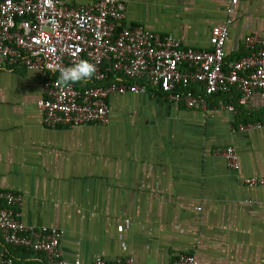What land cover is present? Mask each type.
I'll return each mask as SVG.
<instances>
[{"label":"crops","instance_id":"crops-1","mask_svg":"<svg viewBox=\"0 0 264 264\" xmlns=\"http://www.w3.org/2000/svg\"><path fill=\"white\" fill-rule=\"evenodd\" d=\"M94 1L66 0L73 7ZM122 1L125 25L210 50L211 30L224 23L230 0ZM236 10L228 60L248 54L241 46L246 36L264 35V0H241ZM42 97L36 72H0V190L23 196L24 224L63 231L67 260L134 256L142 264H170L194 252L199 264H264V188L240 181L264 177L263 92L247 103L236 90L217 95L208 113L161 97L115 95L108 126L58 129L43 125ZM224 101L236 113L221 109ZM231 145L239 173L215 154ZM40 255L18 257L44 264Z\"/></svg>","mask_w":264,"mask_h":264},{"label":"built area","instance_id":"built-area-1","mask_svg":"<svg viewBox=\"0 0 264 264\" xmlns=\"http://www.w3.org/2000/svg\"><path fill=\"white\" fill-rule=\"evenodd\" d=\"M241 0H230L226 19L212 28L210 50L186 47L172 34L162 35L143 25L127 26V3L96 0L73 7L66 0H0V72H36L43 80L38 102L48 129L108 126L109 101L115 95H150L176 107L210 112L214 97L233 90L249 102L264 93V35H248L241 43L247 55L228 60L226 45ZM87 61L95 71L87 81L64 84L60 70ZM197 87V91L192 90ZM221 109L236 113L224 101ZM248 126L240 125L245 131ZM227 167L241 172L235 146L217 148ZM247 188H264V177H244ZM23 196L0 190V264H22L6 246L41 254L46 264H84L64 257L63 231L23 223ZM202 208L198 207L197 211ZM91 264H142L134 256ZM170 264H199L196 253L178 254Z\"/></svg>","mask_w":264,"mask_h":264},{"label":"clouds","instance_id":"clouds-1","mask_svg":"<svg viewBox=\"0 0 264 264\" xmlns=\"http://www.w3.org/2000/svg\"><path fill=\"white\" fill-rule=\"evenodd\" d=\"M94 71L95 68L91 63L81 61L76 65L60 70V79L66 85L79 83L89 80Z\"/></svg>","mask_w":264,"mask_h":264},{"label":"trees","instance_id":"trees-1","mask_svg":"<svg viewBox=\"0 0 264 264\" xmlns=\"http://www.w3.org/2000/svg\"><path fill=\"white\" fill-rule=\"evenodd\" d=\"M240 58H241V57H240ZM192 90L197 91V87H192ZM1 246H3V243H2V241H1V239H0V248H1ZM5 248L7 249L8 253H9L12 257H14L15 259H17L19 262H21V261L19 260V257H18L20 254H25V255H26V257H23L24 259H25V258H26V259H27V258H30V256L34 254L33 252L27 251V250H25V249H14V248H12V247H8V246H6ZM15 250L19 252V253H18L19 255H17V254L14 253ZM40 259H42V260H43V263L46 264L45 259H44L41 255H40Z\"/></svg>","mask_w":264,"mask_h":264}]
</instances>
